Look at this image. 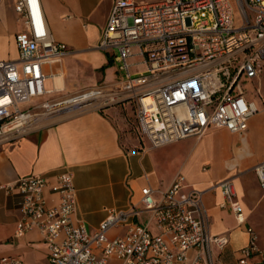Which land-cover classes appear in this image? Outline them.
<instances>
[{
	"label": "built area",
	"instance_id": "1",
	"mask_svg": "<svg viewBox=\"0 0 264 264\" xmlns=\"http://www.w3.org/2000/svg\"><path fill=\"white\" fill-rule=\"evenodd\" d=\"M14 1L25 30L15 37L19 57L0 60V144L56 116L128 101L135 104L140 135L153 146L202 137L212 127L244 131L249 119L264 111V0H115L97 48L116 52L124 76L49 100L41 98L52 92L45 87L56 77L50 67L71 51L51 33L40 0ZM235 4L241 26L235 25ZM254 170L264 190V161ZM48 186L58 194L55 205L45 199ZM2 187L20 193L15 236L38 229L49 264H109L113 258L120 264H216L214 248L229 243L227 236L211 233L204 191L191 188L181 173L165 190L142 188L138 203L105 207L107 216L94 232L74 218L78 203L71 170L58 173L54 183L30 174ZM213 187L224 196L221 206L245 224L233 180ZM120 227L126 232L111 237ZM247 232L240 264H249L260 251L256 230L247 225ZM0 264L23 261L0 254Z\"/></svg>",
	"mask_w": 264,
	"mask_h": 264
},
{
	"label": "crops",
	"instance_id": "2",
	"mask_svg": "<svg viewBox=\"0 0 264 264\" xmlns=\"http://www.w3.org/2000/svg\"><path fill=\"white\" fill-rule=\"evenodd\" d=\"M40 1L51 33L71 51L50 67L56 77L47 79L45 87L52 92L41 100L115 83L124 76L115 59L116 52L97 48L115 0ZM160 1L163 0L143 4ZM23 30L15 1L0 0V60L19 57L15 37ZM212 132H221L231 140L236 154L211 158L203 143ZM253 141L259 146L257 151ZM262 161L264 112L251 117L244 131L232 133L212 127L202 137L190 136L161 146H153L140 135L133 102L56 116L0 144V254L19 257L23 264H49L47 244L38 229L23 237L15 236L20 193L2 186L19 177L42 174L54 183L58 173L73 171L78 203L74 218L94 232L107 216L105 207L125 208L138 203L142 188L165 190L181 173L191 188L204 191L211 233L229 238L225 248H214L216 264H240V250L249 241L247 225L258 233L260 249L249 264H264V190L253 171ZM228 178L233 180L243 204L245 224L239 225L231 209L221 206L224 196L218 187H213ZM44 196L48 205L58 201V194L49 186ZM125 232V227L115 228L110 236ZM109 264H120V260L113 258Z\"/></svg>",
	"mask_w": 264,
	"mask_h": 264
},
{
	"label": "rangeland",
	"instance_id": "3",
	"mask_svg": "<svg viewBox=\"0 0 264 264\" xmlns=\"http://www.w3.org/2000/svg\"><path fill=\"white\" fill-rule=\"evenodd\" d=\"M139 3H147V2H153L156 0H136ZM235 25L241 26L243 24V20L241 17V14L239 12V8L235 4ZM144 67L136 68L135 70H142ZM245 88L248 90H252V86L249 83L244 84ZM38 100H34L33 103H35ZM129 105L131 104V101H128ZM258 104L261 106L260 99H257ZM32 104V103H31ZM264 111L260 112L263 113ZM135 120V118H134ZM136 121V120H135ZM254 150H258L259 146L256 143V141H253L252 143ZM206 146L207 148V154L211 158L215 157H228L235 155L234 150V143L229 140L227 137H225L221 132H212L207 139L203 143V147ZM254 171V168H253Z\"/></svg>",
	"mask_w": 264,
	"mask_h": 264
},
{
	"label": "trees",
	"instance_id": "4",
	"mask_svg": "<svg viewBox=\"0 0 264 264\" xmlns=\"http://www.w3.org/2000/svg\"><path fill=\"white\" fill-rule=\"evenodd\" d=\"M120 104V103H119Z\"/></svg>",
	"mask_w": 264,
	"mask_h": 264
}]
</instances>
